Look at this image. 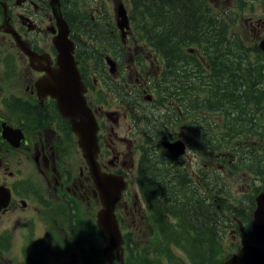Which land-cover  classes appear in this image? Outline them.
Returning a JSON list of instances; mask_svg holds the SVG:
<instances>
[{"label":"flooded vegetation","instance_id":"1","mask_svg":"<svg viewBox=\"0 0 264 264\" xmlns=\"http://www.w3.org/2000/svg\"><path fill=\"white\" fill-rule=\"evenodd\" d=\"M121 1L129 18L128 26L123 28L120 2L115 0H0V185L11 192L10 202L0 206V240H14L6 234L12 227L4 222L16 219L20 227L31 229V233L24 232L29 235L22 253L31 247L34 227L37 231H53L55 223L57 233L83 239V234L91 233L86 219L102 206L96 183L74 146L68 122L58 113L54 100H39L35 87L47 67H58L60 51L54 39L67 33L98 124L97 161L103 172L126 181L123 197L116 204L124 226L130 218L133 220L129 213H136L148 220H133L138 236L155 234L150 222L160 225L159 237L166 236L162 227L166 219L186 216L189 207L198 209L199 205L203 209L202 203L208 201L211 173L227 184L220 195L228 191L230 200L245 197L252 201L251 204L248 200L246 206L232 205L230 201L225 208L229 212L222 220L221 232H230L229 242L240 246L252 238L249 224L253 220L254 190L241 197L232 198L230 194L241 163L230 153L239 151V144L233 152L229 146L215 149L206 127L193 136L192 106L176 97H159L154 89L156 82L164 81L169 72L166 59L199 57L160 55L154 47L167 46L158 35L159 27H154L149 19L142 21L140 12L144 8H137L138 0ZM207 1L202 3L207 5ZM6 18L8 22L4 24ZM89 20L105 35L87 34L89 27L85 24ZM31 93L33 96L28 98ZM171 93L175 94L172 90ZM191 97L200 99L193 91ZM16 104V110L7 115ZM201 116L207 122L203 112ZM4 123L23 130L25 137L19 147L14 148L3 138ZM160 165L166 167L165 183L148 175L153 168L160 176ZM172 165L184 166L185 170L180 172ZM190 183L201 194L199 198L174 195ZM246 186L252 188L250 183ZM63 188L67 189L68 198L61 204L59 199L66 193H59ZM190 233L198 237L197 231ZM33 243L36 248L41 244L50 248L43 239Z\"/></svg>","mask_w":264,"mask_h":264},{"label":"trees","instance_id":"2","mask_svg":"<svg viewBox=\"0 0 264 264\" xmlns=\"http://www.w3.org/2000/svg\"><path fill=\"white\" fill-rule=\"evenodd\" d=\"M148 1H151L152 4L138 0L136 6L140 9L144 8L140 12L143 22L149 19L154 27H159L158 35L161 39H164L168 47H166L167 55H172L173 50H176V54H179L181 49L179 46L183 42H191L197 52L202 54L200 62L198 61V65L203 71L200 80L211 85L208 103L211 107L217 101L221 106L227 105L231 116H236L232 121L212 122L210 115L207 118V123L201 116L202 111L198 109L200 105L206 107L207 101L199 100L196 105L192 104L194 110H196L193 117L195 120V123L192 124L193 131L198 132L206 127L208 134L218 135L213 141L217 146L223 141L226 142L237 137L246 138L253 135L260 139L264 138V132L259 129L262 126L260 120L264 118V113L260 115L262 108L250 104V97L254 98L258 93L256 88L259 80L264 78V63H262V70L257 66H249L248 64L251 52H255L263 61L262 53L254 41V27L250 26L238 32L236 29V13H227L228 19L226 16L218 19L211 12L213 7L211 1L207 5H203L204 3L202 4L201 0H146V2ZM242 1L244 0H240V2ZM203 7L207 8L208 11L202 12ZM85 25L89 27L87 34L105 35L104 30L93 21L89 20ZM194 56L193 54L192 57ZM233 64L238 65L239 68L242 65L244 66L242 72L235 71L237 76L236 85L239 84L238 87H242L241 80L246 79L247 84L243 88L248 96L236 93V89H233L231 85L233 76L230 77L231 83L226 79L227 74L232 71L231 66ZM204 66H209L211 71L204 74ZM201 70L199 69V73ZM178 77L181 78V76ZM168 83L172 86L173 92L180 97L176 88L178 83L176 81ZM179 85L183 88L188 86L183 81ZM246 85L247 87H245ZM192 91L193 95L200 96L201 87L194 83ZM204 98L207 100L205 96ZM245 113L248 114L247 121H249V125L243 124L240 120V117L244 116ZM228 117L230 116L228 115ZM235 121H239L237 126H235ZM247 144L249 145H242L240 151L249 150L248 152L255 153L256 156L263 152V150H259V146H263L264 142ZM240 167L243 171L258 173L262 165L260 163L257 165L253 161L244 164L241 161ZM148 175L162 181V178L158 176L153 168L150 169ZM209 185H213L218 189L222 188L219 187L221 185L220 178L211 173L209 174ZM223 191L218 190L217 195H215L208 190V201L207 204L202 203L203 209L189 207L186 216L182 214L176 216L177 223L175 224L166 219L162 224L166 236L153 241L152 247L145 246L144 249H140V246L131 248L128 245L127 249L131 254L129 264H141L140 261L145 264H166L163 262L165 258L168 259L169 264L184 263V259L171 248L172 244L179 245L178 248L182 251H184L183 248L187 249L190 255L184 252L188 257L191 256L197 264H220L218 259L215 260V255L221 252V238H224V235L220 233L221 224L223 217L229 211L224 209L229 205L228 200L220 195ZM170 194V192H167V195ZM247 203L248 200L243 198L242 205ZM230 208L232 207L230 206ZM191 231H197L198 237L194 238L190 233ZM248 242L258 243L253 238ZM151 254L155 255V260L149 259ZM203 255H207V257L205 256L206 262L202 261Z\"/></svg>","mask_w":264,"mask_h":264},{"label":"rangeland","instance_id":"3","mask_svg":"<svg viewBox=\"0 0 264 264\" xmlns=\"http://www.w3.org/2000/svg\"><path fill=\"white\" fill-rule=\"evenodd\" d=\"M148 4H152L151 1L147 2ZM244 13V20L246 22L242 23V28L241 30H245L246 28H248L251 25V22L254 21H259L260 25L258 26V29L255 30L256 32V42H260V40L262 38H264V26H262V23L264 22V0H248V7H246L243 10ZM258 13L257 17H253L254 14ZM253 17V18H252ZM8 19L6 18V21L4 22L5 24H7ZM181 53L186 54V50H183ZM188 53H190L188 51ZM184 57H190L188 55H185ZM146 59V58H145ZM194 62L195 61L194 59ZM249 66H257L259 67L261 70L263 69L262 67V63L260 62L259 58L256 56V54L253 52L251 58L248 61ZM199 66V65H198ZM232 68H239L238 65H232ZM240 72H242L244 70V66L242 65L241 68H239ZM208 72H206L207 74ZM227 77V76H226ZM247 84V80L243 79L241 80V85L242 87H238V85L235 84V86H233V89H236V93L242 96H248V94L245 92V89L243 88L244 85ZM247 87V85L245 86ZM210 86L209 85H204V89L205 90H201L200 91V96H205L207 98V100L205 99V101H207L206 104V109L203 110V113L205 114V116H210L211 115V120L212 122H226V121H232L234 120V118L231 116V114L228 111V106H221L219 104V102H215L211 107V105L208 103V101L210 100L209 95L210 92L209 91ZM256 90H258V93H256L254 98L250 97V104L257 106V107H261L262 111L260 113V115H262V113H264V78L259 80V83L257 84V88ZM33 94L31 93L30 95H28V98L32 97ZM46 97H42L39 98V100L43 103L45 101ZM17 104L15 105V107H12V109H10L7 112V115L10 114L11 110H16L17 108ZM205 108V107H204ZM228 115L230 117H228ZM247 116L248 114L245 113L244 116L240 117V120L243 124L249 125V121H247ZM262 126L259 128L261 131L264 132V118L260 120ZM239 121H235V126L238 125ZM250 131H252L251 129H249ZM257 138V142L262 141L264 142V138L260 139L258 137ZM263 148V149H262ZM259 150H263L264 152V145L263 146H259ZM230 155L235 158L237 161L241 160L243 161V163L245 164L248 161H253L254 163H256L257 165H259V163L262 165L261 171L262 173H264V161L259 162L258 158L256 156L255 153H250L248 151H236L234 153H230ZM173 169H176L180 172H183L185 170L184 166L181 165H172ZM166 167L160 165L159 166V175L162 178L163 183H165V177H166ZM243 171L242 167H240L236 173H235V180L232 181V191L230 192L231 197L234 198V194L235 195H242L245 192H250L253 191L254 188H246V190H243L242 187V183L239 182L240 181V173ZM1 174L3 173V171L0 172ZM116 180H113V182H115ZM258 182V185L260 187H262L264 185V180L260 181L259 178H257L256 180ZM221 187L222 188H227V184L221 180ZM222 188L218 189L213 185H208L207 189L209 191H211L213 194L217 195V191L218 190H223ZM67 190L66 188L60 189L59 193H65V196L61 199H59V203H64L65 200L68 198L67 195ZM187 192H189V194L187 195ZM105 193V192H104ZM228 191L224 192V198L226 200H228V203L232 200H230L227 196ZM175 196L180 195L181 197L185 198V199H190L192 196L196 195L198 196V198L200 197V193L196 192V187L193 183H190L188 185V188H184L182 190L177 191L175 194ZM204 197V194H203ZM245 198V197H243ZM239 198L233 199V200H237ZM204 203L207 204L206 201H204ZM61 206H58L57 209L60 210ZM250 208V210L252 209L250 206H248ZM195 208V206H194ZM198 208H201L198 205ZM98 207H96L93 211V216L89 217L88 219H86V223L91 231V233L88 234H83V239L78 241L77 239H74L70 236V234L66 233V232H60L57 233L54 229L57 228V224L53 223L52 227H53V231H49V229L47 228H43L41 231H37L36 227H34L33 229V239L31 241V247L28 251L23 250L22 253V249L23 246L26 244L27 242V238L29 234H25L24 232H28L31 233V229L29 228H23L19 226V222L17 221L18 219L14 220V221H7L4 223L9 224L12 227V231L7 232V235L13 236L14 240L13 241H8V242H4L2 240H0V261L3 264H45L46 262H49L52 260V257L55 254H59L60 258H59V262H62L63 259L65 258V256H67V260L69 258H72L73 260H75V258L77 260H79L80 255H81V251L82 249L84 250V257L85 260H87V264H110L107 257L103 256L102 254H98L96 252V250H98V248L100 246H102V236L100 234V232L98 231L96 225H95V214L97 211ZM73 213H71L72 215ZM10 215V214H9ZM129 215L132 216L134 222L137 223H147L148 220L146 217H139L138 214L136 213H129ZM3 223L0 224V231H1V227H2ZM177 226V225H174ZM225 231H222L221 234H223ZM229 232H227L224 235V238L221 239V243H222V247H224L228 252H232L234 250H236V247L238 245L232 244L229 242ZM46 240L49 245H50V251L47 253H44L42 256L40 253H33L32 251L36 248L35 243H33L34 241H36V243H40L41 240ZM9 244V245H8ZM187 247V246H186ZM172 249H176L177 247H171ZM188 248V247H187ZM189 249V248H188ZM190 250V249H189ZM98 255V260L96 259V253ZM222 252H219V255H222ZM119 255V254H118ZM131 255V254H130ZM115 262L114 264H119L116 261V256L115 253H112L111 256ZM221 257V256H220ZM219 257V258H220ZM149 259L151 260H155L156 257L155 255H150ZM217 258H215L216 260ZM202 261L206 262V257L205 255L202 256ZM79 262V261H78ZM83 263L85 264V261H83ZM141 264H145L143 261H140ZM66 264V263H64ZM183 264V263H181Z\"/></svg>","mask_w":264,"mask_h":264},{"label":"water","instance_id":"4","mask_svg":"<svg viewBox=\"0 0 264 264\" xmlns=\"http://www.w3.org/2000/svg\"><path fill=\"white\" fill-rule=\"evenodd\" d=\"M122 14H124V11ZM55 43L59 46L58 63L60 68L49 71L48 77L41 79L37 86L39 91L43 90L46 94L57 97L60 110L65 116L69 117L73 130L79 135V142L91 164L94 181L101 193L106 196L111 192L113 185H115L117 190L122 188L123 185L119 180L113 182L111 176L102 173L97 165L95 158L97 151L95 118L83 95L84 87L71 54V47H68L67 44L58 38ZM20 45L25 48L23 44L20 43ZM260 49L264 52V39L260 43ZM105 196L102 198L104 207L98 214V226L107 242L105 253L109 250H116L121 255L120 248L123 241L114 212V200L116 198L113 196L107 198ZM4 203H6V200L0 206ZM253 217L250 233L257 238L258 242H264V193L257 198V209ZM260 249V247L255 245L243 247L239 255L235 257L234 263L238 257L246 256L239 259V264H264V252ZM119 259H122V255Z\"/></svg>","mask_w":264,"mask_h":264},{"label":"bare ground","instance_id":"5","mask_svg":"<svg viewBox=\"0 0 264 264\" xmlns=\"http://www.w3.org/2000/svg\"><path fill=\"white\" fill-rule=\"evenodd\" d=\"M119 7L122 8L124 11H127L126 9V6L123 4V2L120 0H115ZM62 13V12H61ZM59 40L63 41L65 44H67L68 46L70 47H73V44L72 42L70 41V39L68 38V34H61L60 36L57 37ZM56 44V43H55ZM57 45V44H56ZM58 46V45H57ZM59 47V46H58ZM59 49V48H58ZM112 65H115L112 61ZM154 89H155V93L159 96V97H164V98H172V97H176V98H179L178 95L176 94H173L171 93V90H172V86L168 83V81H163V80H159L156 82L155 86H154ZM173 91V90H172ZM114 184V183H113ZM112 184V185H113ZM116 191V192H115ZM122 194V188H120L119 190L116 189L115 185H113L112 187V190L109 194H107V198H111L112 196L115 197L116 199L114 200V204H117L120 196ZM223 197V196H222ZM224 198V197H223ZM242 199L243 198H239L237 200H232L231 202L233 203H230L232 205H241L242 204ZM246 199V198H244ZM247 200H250V199H247ZM251 204H252V201L250 200ZM169 220L171 223H177V218L176 216L173 217V218H169L167 219ZM230 233V232H229ZM251 234V233H250ZM231 235V234H230ZM251 237L258 241L256 237H254L252 234H251ZM251 238V239H252ZM222 239V238H221ZM250 240V239H249ZM247 240L245 243H242V245L240 246H237L236 247V250L232 251V252H228L227 254L229 253H232L231 255H225V256H222V255H219L218 253H216V258L218 259V261L220 262V264H239V259L243 258V257H246V256H240L236 259V262L234 263V259L237 255H239V252L241 251V249L247 245H256V243H249ZM179 247V245H176V244H172L171 247ZM221 246H222V243H221ZM128 248V244L125 243L121 246L120 248V253L124 259V262L123 264H129V261H130V252L129 250L127 249ZM183 250L189 254L188 250L183 248ZM190 255V254H189ZM221 256V257H220ZM220 257V258H219ZM140 258V257H139ZM254 264H257V263H254Z\"/></svg>","mask_w":264,"mask_h":264}]
</instances>
